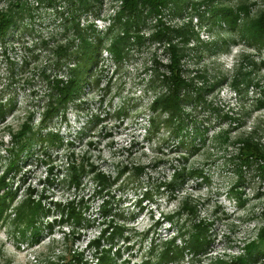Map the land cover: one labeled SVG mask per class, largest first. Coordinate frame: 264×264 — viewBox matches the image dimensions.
<instances>
[{"label": "rangeland", "instance_id": "374dc122", "mask_svg": "<svg viewBox=\"0 0 264 264\" xmlns=\"http://www.w3.org/2000/svg\"><path fill=\"white\" fill-rule=\"evenodd\" d=\"M182 1L176 10L168 4L162 11L161 21L189 33L184 48L186 55L180 59L183 77L196 75L195 86L201 89L210 86L208 91L203 90L204 101L197 103L194 111V103L182 105L204 138L195 154L183 160L186 150L176 149L170 131L164 126L149 129L150 132L147 130L151 113L148 107L154 92H145L144 86L153 67L151 59L164 64L169 56L165 45L162 48L149 38L156 28L155 17L150 16L140 26L144 41L131 45L127 56L118 65H114L103 50L101 66L96 70L97 84H85L78 99L67 104L64 117L55 116L41 130V133L56 132L60 142L55 145L43 143L41 147L33 143L28 154L22 155L17 168L9 175V179L13 183L20 182L22 188L38 191L43 187L52 201L64 203L81 194L56 179L69 152L78 162L86 158L85 161L95 166L96 172L99 170L111 178L122 168L140 163L146 165L140 177L135 178L126 170L107 191L108 195L103 193L109 211L98 220V224L91 221L79 229L80 237L73 242L72 248L82 251L84 256L89 252L85 249L87 241L98 236L100 228H106L109 221L124 226L122 236L130 235L132 249L129 255L132 254L133 259L146 250V243L138 246L137 238L143 231L151 229L148 235L154 239L158 236L169 239L185 223L186 229L192 220L187 217V212L184 211L179 218L175 216L177 203L185 194L196 204L197 219L211 223L209 252L207 257L200 256L201 261L196 264H209L216 256L227 261L231 256L241 255L243 244L255 239L256 229L263 222L264 179L246 168L238 173L237 162L232 163L231 157L238 152L241 141L237 140L241 135L253 136L252 139L264 149V108L255 106L256 101L263 102L264 99V48L257 50L247 44L242 14L239 13L236 25L231 28L220 15L209 11L207 5L194 11L192 4L189 7L185 3L205 0ZM90 2L92 12L83 11L78 20L83 25L92 24L101 36L110 18L115 16L120 1ZM53 3L49 8L34 4L23 11L15 29L12 28L3 39L5 48L0 46V51L7 50L5 56L0 52V100L14 105L11 113L0 122L1 165L5 162L4 149L9 147L8 133L19 127L25 109L30 107L36 112L31 124L33 128L38 126L37 112L46 89L40 72L55 70L50 62L53 56H47V50L62 38L69 13L77 10L66 0H54ZM238 3L248 5V13L254 17H259L257 13L264 9L262 0H218L212 7H233ZM5 4L6 0H0V9ZM11 70L13 73L8 75ZM244 73H248L245 83L240 82L235 90L233 78ZM186 132L192 133L191 124ZM222 134L228 137L225 143ZM172 167L201 170L206 180L201 175L189 177L185 174L181 192L167 199L168 193L161 183L169 180ZM85 186H89L88 183ZM99 199L89 204L87 213L92 218L97 214L95 202ZM162 214L173 215L172 221H160ZM53 229L51 234L44 230L38 244H28L13 239L8 228L1 225L0 264H43L46 259L53 264L66 263L70 257L65 250L62 231L67 232L68 228L62 224ZM175 243L180 245L178 239ZM188 258L186 254L180 264H192ZM251 264H264V255H259Z\"/></svg>", "mask_w": 264, "mask_h": 264}, {"label": "trees", "instance_id": "16d2710c", "mask_svg": "<svg viewBox=\"0 0 264 264\" xmlns=\"http://www.w3.org/2000/svg\"><path fill=\"white\" fill-rule=\"evenodd\" d=\"M66 1L70 3V6H73V9L77 10L69 13L68 25H64L62 38L52 43L47 50V56H53L50 62L55 70L51 72L43 69L40 72L46 89L44 101L40 106V111L37 112L38 126L32 127L31 122L35 118L36 112L29 107L25 109L24 118L19 127L8 133L9 147L4 149L5 162L3 161V165L0 164V227L1 225L6 226L13 239H19L28 244H38L44 230L51 234L55 226L66 225L68 229L65 233L62 231V239L70 258L62 264H171L172 262L180 264L186 254L189 255V262L199 263L200 256L207 257L209 252L211 244L209 225L211 223L205 222L202 218L197 219L196 204L187 194L178 201V211H175V216L179 218L186 211L187 217L192 219L191 224L186 226V229H184L186 223L183 224L169 239L161 236L154 239L148 235L152 231L151 229L143 231L137 238L138 246L140 248L143 243H146V250L134 259L131 257L132 254L129 255L132 249V245H129L130 235L122 236L124 226L116 221H109L106 228H100L98 236L87 241L85 245V249L89 251L87 256H84L82 251L72 248L73 242L80 237L79 229L86 227L91 221L98 224V220L109 211L106 209L107 202L102 197L103 193L108 195L107 191L126 170H129L133 177H140L146 166L143 163L131 165L130 168H122L121 171H116L111 178L99 170L96 172L95 166L85 161L86 158H81L78 162L73 153L69 152L65 156L67 160L64 165H61V173L56 179L62 185L65 184L69 189L80 191L81 194L76 199L72 197L64 203L52 201L46 195L43 187L38 191L30 187L22 188L20 182L13 183L9 179L10 173L17 168L19 159L22 158V155L28 154L33 143L36 142L41 147L43 143L55 145V142H60L61 139L56 132L41 133V130L55 116L58 115L60 119L64 117L67 104L78 99L85 84L90 86L97 84L96 70L101 66L100 55L103 50L109 54L114 65H118L127 56V50L131 45L144 41L140 34V26H143L145 20L150 16L155 17L154 26L156 28L149 38H153L162 48L165 45L169 56L164 64H160L155 58L151 59L153 67L144 86L145 92H154L148 107L151 113L147 120L150 126L147 130L157 129L160 125L164 126L166 130L168 129L172 140L176 143V149L184 148L186 150L187 154L183 155V160L195 154L199 145H203L204 142L202 133L195 125V120L183 110L182 105L186 102L194 103L192 108L194 111L195 105L204 101L203 90L208 91L210 86H204L203 89L195 86L193 80L197 78L196 75L193 78L185 79L183 77L180 59L186 55L184 48L189 41V33L180 27H172L161 21L162 11L168 4H172L176 10L183 1L119 0L120 4L114 13L115 16L110 18V23L101 36L96 33L92 24L83 25L78 20L79 14L83 11L92 12L90 0ZM216 1L218 0H205L200 3L186 1L185 3L189 7L192 4L194 11L201 5H207L209 11L220 15L231 28L236 25L239 13L242 14L245 22V24L243 22V32L247 44L255 46L257 50H263L264 9L257 13L259 17H254L248 13L250 9L246 4L238 3L233 7L221 5L219 8H213L212 4ZM53 2L54 0H6L5 6L0 9V46L4 47L3 39L12 28L15 29L16 21L21 17L23 11L29 10L30 6L34 4H42L49 8L54 4ZM262 2L264 6V0ZM4 48L0 52L5 56L7 50L5 51ZM62 69L63 72H60ZM11 73H13L12 70L8 75ZM60 73L65 74L60 75ZM92 76L94 77L90 80ZM247 76L248 73H244L237 74L233 78L232 83L235 90L240 82L245 83ZM13 106L10 101L0 100V122L11 113ZM255 106L264 108V99L263 102L256 101ZM164 115L165 118L161 119ZM225 117L229 118L227 115ZM190 124L192 133L188 134L186 128ZM222 137L225 143L228 137L226 134H222ZM240 137L237 140V142L241 141V145L237 149L238 152L235 156H230L233 160L232 163L237 162L238 173L242 168H246V170L255 171L260 178L264 179V149L252 139L253 136L241 135ZM184 168L172 167L169 180L161 183L168 193L167 199L174 198L177 192H181L186 175L189 177L201 175L200 177L206 180L201 170L186 171ZM49 172L50 169L48 174H50ZM47 178L46 181L50 184ZM85 183H88L89 186H85ZM234 198L239 201L238 197ZM97 199H99L95 202L97 214L92 218L87 210L90 202ZM172 217L171 214L169 216L162 214L160 221L171 222ZM262 221L256 229L255 239L243 244L241 255L231 256L227 261L216 256L209 264H251L256 261L259 255H264V219ZM69 237L70 239H68ZM176 239L180 242L179 246L175 243ZM67 241L69 243H66ZM124 253L125 255H123ZM43 264L53 263L46 259Z\"/></svg>", "mask_w": 264, "mask_h": 264}]
</instances>
